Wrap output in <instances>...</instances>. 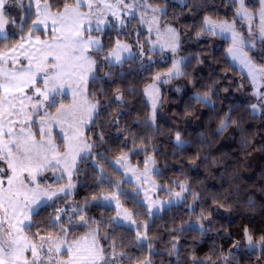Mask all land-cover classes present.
<instances>
[{"label": "trees", "instance_id": "1", "mask_svg": "<svg viewBox=\"0 0 264 264\" xmlns=\"http://www.w3.org/2000/svg\"><path fill=\"white\" fill-rule=\"evenodd\" d=\"M151 1L167 6V16L161 21L180 32L177 54L183 61L182 75L172 82L185 81L190 89L180 97L163 91L169 119L155 117L146 89L156 74L171 69L172 59L159 58L165 53L147 50L153 60L135 58L109 65L92 52L97 61L96 79H90L88 95L97 107L86 136L93 151L77 166L74 193L58 196L40 207L27 232L34 239L36 232L59 234L60 229L52 226L54 217L57 209L70 200L75 205L65 210L72 212L74 207L76 216L70 225L64 224L65 228L70 226L68 234L74 238L95 230L104 257L117 258L109 264H142L148 259L152 264H264V245L262 251L246 248V232L255 242L264 238V107L247 99L253 87L248 76L230 60L229 42L202 31L205 18L238 24L239 18L234 16L237 2L187 0L185 5H178L170 0ZM48 2L53 11H62L65 0ZM31 18L34 13L24 24L30 25ZM134 25L127 24L125 30L116 25L108 27L103 33L105 51L117 39L136 46V34L131 31ZM19 29L7 40L0 38V50L12 48L22 34L26 35ZM139 34L140 39L146 38L147 33ZM260 55H264L261 50L252 54L258 63ZM205 96L211 103L201 102ZM222 123L227 125L224 129ZM177 134L182 144L176 140ZM125 154L140 166L149 155L154 156L158 166L155 176L162 192L170 190L173 194L182 190L180 185L185 186L183 203L151 218L140 199L119 194L136 220L146 223H141L146 229L139 228L147 236L142 242L136 230L115 222L116 210L103 202L104 194L115 193L119 184H127L113 166V161ZM79 213L91 226L79 219ZM59 215L61 220L65 218ZM199 221L202 227L191 225ZM237 244L241 245L238 254L234 252Z\"/></svg>", "mask_w": 264, "mask_h": 264}, {"label": "snow or ice", "instance_id": "2", "mask_svg": "<svg viewBox=\"0 0 264 264\" xmlns=\"http://www.w3.org/2000/svg\"><path fill=\"white\" fill-rule=\"evenodd\" d=\"M166 2V0H162ZM236 0H233L235 3ZM27 3V8L25 10L26 16H33L31 18L30 25H17L21 28V32L26 31V35L22 34L20 37V42L15 44L9 51L16 53L18 49H22L25 40L31 41L33 39V34L35 32L42 31L41 26L47 27V21L51 19L52 21V31H56L57 22L60 25L61 35L55 37L59 40V44H48L47 42H41L39 36L35 37L36 43L42 44L43 47L37 49L40 53V57L37 58L35 53L28 56V70L19 74L16 73H5L10 80L19 81L18 83L11 84L8 82L0 83V89H3L4 99L0 100V105L6 104L7 108H0V135H7L14 145L9 146L7 143L4 144L3 148H0V160H5L8 167L12 171V175L6 176L5 170L0 168V186L4 185L5 180H7L8 191L10 193L7 206H3V211L5 218L0 219V264H36L37 259L40 256V251L45 250V245H47V253L59 254L61 250H65V254L68 256L67 261H55L53 258L48 256L49 264H96L97 260H104L105 264H109V260H114V256L105 258L103 256V249H101L95 242V236L92 235L93 244L85 249L81 250L67 242L68 232L64 227V223L56 224L55 221H60L61 216L59 213L64 212V209H57V214L54 217L53 227H58L60 232L57 236L52 237L49 234L40 235L39 232L34 233L36 239H29L24 235L26 230H30L32 225L29 223L25 225L24 221L31 220V214L33 209L30 205H39L42 198H47L51 200L52 197L58 196L59 193L54 191H41L39 185L34 189H28L25 186L23 180L19 181V187L16 192L11 191L13 181L17 179V172L27 171L31 181H35V172H38L41 167L51 166L56 168L62 162L57 157L59 156V151L51 141H38L35 135L28 132L26 135H13L16 131L12 125L16 124L18 121L14 117H18L21 113H24V119L27 121L31 117V113L24 112L25 101H33V97H39L33 103H31V108L36 110L35 114L37 118H42L45 121H54L55 123H61L62 121L77 122L82 123L83 118L78 115V110L73 107L71 109H66L61 103L59 97L61 96L60 89H62L65 83H68L73 87V91L77 94L83 95L89 75L95 70L96 60L91 56L86 55L89 51L100 54L98 57L101 60H107L109 65H114L124 62H130L137 57L136 53H132L128 44H122L119 41L115 42V47L110 48L107 52L105 51L106 45L101 43L99 38H93L92 32L102 33V29L99 27L101 23H105V18L101 15L97 17V26L95 29L91 28V17L94 12L100 11L101 6L105 9H112L113 5L108 4L106 0H65L62 5V11L57 10L53 14L51 10V5L45 0L44 4H41V0H0V34H4L5 25L9 23V16L11 14V7L15 5L21 9H25V4ZM118 5L122 6L125 17L136 18V13L138 10H150L153 13V20L155 21L158 16H167V12L159 7H153L149 0H117ZM260 8V26L259 32L261 36V42L264 44V0H259ZM239 7L236 8L234 16L240 17L241 19L251 21L253 18V13L245 6V0H238ZM83 9V11L81 10ZM113 17L119 22L120 26L125 25V19H122L115 11L112 12ZM142 19V17H141ZM89 22L88 26L84 25V21ZM66 21H70L67 25ZM13 24L16 21L12 20ZM109 26L114 27L115 24L108 22ZM205 27L202 29L204 33L208 35L217 34L216 30L219 29V34L223 35L225 33L231 34L232 47L228 49V52L232 55L233 60H238L245 68L248 69L249 74L253 77V82L255 83L256 75L259 74L264 77V66L257 68L253 63L251 57L248 56L246 52H242V49L250 41H246L240 33H238L234 27V22L230 23L227 20L223 21H213L211 18L204 19ZM128 26H131V20L128 21ZM83 30V31H82ZM84 33H88L87 36ZM164 35L167 37V47L171 49L173 53L180 47L179 38L180 32L171 27L167 26L165 28ZM199 35V33H198ZM5 40L8 39L7 35L3 36ZM137 47L140 49L139 55H143V48L140 45L139 40L136 41ZM164 47V46H162ZM252 50H255L256 45H251ZM46 49L53 51H46ZM264 53V47L261 49ZM122 52H128L127 57H122ZM25 54L27 55V50L25 49ZM8 53H4L6 57ZM50 57V59L48 58ZM3 58V57H0ZM264 65V55L257 57ZM33 60L35 63V70L33 71ZM180 61H176L172 70L169 71L168 75L170 77L182 75L180 69ZM43 73L40 80L37 77ZM110 75V73H109ZM92 79L95 80V75H92ZM159 79V76H157ZM42 84L43 87H38L37 84ZM31 87L33 89L32 93H26L25 89ZM226 90V89H225ZM19 92L20 96H12L9 94L11 92ZM120 97H117L119 99ZM18 100L20 109L19 112H14V101ZM204 103H211L210 98L207 96L201 101ZM98 103V102H97ZM261 107H264V98L261 100ZM97 104H88V114L89 118L91 113L95 110ZM253 109L256 105H252ZM40 108H45L41 113L38 110ZM47 109H56V115L51 116ZM4 116L8 117L7 121H4ZM5 124L7 125V131L4 132ZM226 123L221 124V129L226 127ZM25 129L21 127L19 129L20 133H24ZM41 133L44 132V126L39 128ZM82 135V129L76 128L73 133V137ZM102 139V137H101ZM176 140L180 141L179 134L176 135ZM86 148L90 149V146L85 144ZM71 150V149H69ZM15 151V155H14ZM48 152L52 153V156H48ZM71 177V172H69V178ZM69 187H72L69 179ZM50 187V186H49ZM181 189L185 188L184 185H180ZM61 192L64 189H60ZM177 197L181 196L180 192L175 193ZM194 195V194H193ZM18 196H23L22 200L16 199ZM95 199V197H93ZM104 200H108L109 197H104ZM11 210V218H8L9 211ZM72 212H76L73 207L70 209ZM119 215V213H118ZM79 219L84 222L85 225L91 226L90 221L84 220L82 213L78 214ZM125 219H130L129 216L125 215ZM69 223H71V218H69ZM7 224L5 228L4 225ZM146 229V226H145ZM95 231V230H94ZM247 242L251 247H255L253 243V238L246 232ZM138 239H146L147 236L140 237L137 235ZM261 245H264V238L260 241ZM151 247V246H149ZM39 249V250H38ZM30 251L31 260L25 256V252ZM173 251H175V245H173Z\"/></svg>", "mask_w": 264, "mask_h": 264}, {"label": "rangeland", "instance_id": "3", "mask_svg": "<svg viewBox=\"0 0 264 264\" xmlns=\"http://www.w3.org/2000/svg\"><path fill=\"white\" fill-rule=\"evenodd\" d=\"M171 3H176L178 5H185L187 0H170ZM45 0H41V4L43 5ZM48 2V0H47ZM108 4L113 5L112 9H105L101 6L100 11L94 12L93 16L91 17V28L95 29L97 26V17L103 16L105 18V23H101L99 27L103 30L100 35H94L98 34L95 31L92 32L93 38H99L101 40V43H105V39L103 38V33L105 30L110 27L108 22H112L115 24V28L117 29H126L125 26L128 24V21L131 20V23L133 22L135 25L131 29V31L135 32L136 37L134 39L135 43L137 40H139L140 45H142L143 48V55H139L140 49L137 47V45H132L131 43L117 39L116 41H119L122 44H128L132 53L137 54V59L140 61H147V60H153L154 56L149 57L147 54V50L155 53H165L163 56H160L159 58H171L172 59V66L173 64L178 60L180 61V69L182 66V58L178 56L177 50L175 53L171 51L169 47H167V37L164 35L165 28L167 26H171L170 23H164L162 20L163 16H158L157 19L153 20V13L150 10L144 11V10H138L136 13V19H132L130 16L125 17L124 16V9H122V6L118 5L117 0H106ZM128 2H131V0H128ZM237 5L238 0H236ZM49 3V2H48ZM149 3L152 4L153 7H159L161 9L166 10L167 12V6H161L158 5L155 1L149 0ZM256 5L254 7L253 5ZM245 6L249 8V10L253 13V18L251 21L244 20L239 18V23L237 24L234 22V27L238 33L246 40L250 41V43L246 44V46L242 49V52H246L249 57L252 58L253 63L257 66V68L264 66L261 63H258L252 56V54L257 55L262 47L261 42V36L259 32V26H260V15H259V8L260 3L259 0H245ZM253 6V7H252ZM237 7V8H238ZM27 8V3L25 4V9H21L15 5H12L11 7V14L9 16V23L5 25L4 34H0V38H3V36L6 34L7 36H10L13 33H17L20 29L17 25H23L27 20H29L30 16L25 15V10ZM52 10V9H51ZM83 11V9H81ZM115 11L117 15H119L122 19H125V25L120 26L119 22L113 17L112 12ZM53 14H55L57 11H53ZM142 17V19H141ZM16 21V24L12 23V20ZM212 19V18H211ZM213 21H220L212 19ZM232 23V22H230ZM66 28L65 31H67V25L70 24V21H66ZM89 22L87 20L84 21V25L88 26ZM53 25L51 19L47 21V27L41 26L42 31L38 34H33V39L31 41L25 40L24 46L22 49H18L16 53H12L8 50H0V83H11L15 84L19 81L16 80H10L5 73H16L18 76L19 74L25 72L28 70V56L32 53L36 54V57H40V53L37 52V49L43 47L42 44L36 43L35 37L39 36L41 42H47L48 44H59L60 41L55 39V37H58L61 35L60 31V25L59 22H57L56 25V31H52ZM205 27V25H204ZM174 28V26H173ZM175 29H177L175 27ZM178 30V29H177ZM83 31V30H82ZM140 32L147 33L146 38L142 37L140 39ZM217 34L214 36H219L223 40H226L229 42V45L227 47V54L232 61L234 65H236L239 69H241L249 78L251 85L253 87L252 90V96H247V99L250 101L255 100L257 103L261 104L262 98H264V77H261L259 74L256 75L255 83L253 82L252 75L249 74V71L247 68H245L238 60H233L232 55L228 52V49L232 47L231 43V34L225 33L223 35L219 34V29L216 30ZM85 36L88 35V33H84ZM115 41V42H116ZM20 40L17 42L19 43ZM16 43V44H17ZM255 44L256 48L255 50H252L251 45ZM164 46V47H162ZM115 47L114 46L112 48ZM25 49L27 50V55L25 54ZM46 51H53L46 49ZM8 53L6 57H4V53ZM86 55L91 56L94 59V56L92 55V51H89L86 53ZM122 57H127L129 55L128 52H122ZM50 59V57H48ZM35 63L36 61L33 60V68L32 70H35ZM124 61L122 60L121 63H118V65L123 64ZM172 70V67L170 70L166 71L165 73L156 74L153 78V81L146 89V97L151 105L152 111L154 116L161 115L164 119H169L168 112H169V104L166 101H162V95L163 91L170 96L171 94L182 96L185 94L189 89L190 86L185 81H177L172 82L173 78H176L178 76L170 77L168 75L169 71ZM95 71V70H94ZM182 72V71H181ZM92 75H94V72L89 75V79L87 81L86 89L83 93V95L77 94L73 91V87L70 86L68 83H65L64 87L60 89V92L62 93L59 97L61 103L65 106L66 109H71L75 107L78 110V115L83 118L82 123L77 122H69V121H62L61 123H55L54 121H45L42 118H37L35 112L36 110H33L31 108V103H33L36 99H39V97H33V101H25L24 105V112L25 113H31L30 119L25 121L24 119V113H21L18 117H14L17 119V123L12 125V127L16 130L13 135H26L28 132H31L35 135L36 140L38 141H51L53 145L56 146V148L59 151V156L57 157L62 162L60 165H58L56 168H52L51 166H44L41 167L38 172H35V181H31V178L29 177V173L27 171L24 172H17V179L13 181V185L11 187L12 192H16L17 188L19 187V181L23 180L25 182V186L28 189H34L39 185V189L41 191H54L59 193L58 196H67L72 195L76 189V182L74 180V174L76 172L77 166L80 161L83 159L89 157L93 151V144L90 140L87 139L86 136V128L88 127L90 121L92 120L96 109L92 111L91 117L89 118L88 114V104H94L93 101L89 98L88 95V89H89V82L92 78ZM43 76V73H40V75L37 77V80L39 81L40 78ZM157 76H159V79H157ZM242 84V83H241ZM38 87H43L42 84L38 83ZM243 89V88H242ZM0 100L4 99V93L3 89H0ZM33 89L31 87H28L25 89L26 93H32ZM21 93L19 92H11L9 94L10 97L12 96H20ZM14 108L12 111L19 112L20 105L19 101L15 100L14 102ZM0 108H7L6 104L0 105ZM257 109V108H256ZM45 108H40L38 111L43 112ZM49 112V115L55 116L56 110L47 109ZM8 117L4 116V121H7ZM44 126V132L41 133L39 131V128L41 126ZM23 127L25 129L24 133H20L19 129ZM79 127L82 129V135L73 137V133L76 131V128ZM7 131V125L5 124L4 132ZM7 143L9 146H12L14 148V145L12 143V140L7 135H0V148H3L4 144ZM180 144H182L181 141H179ZM85 144L90 146L89 148L85 147ZM71 149V150H69ZM3 152H0V155H3ZM14 151V155H15ZM49 157L52 156L51 152L47 153ZM129 154H125L124 156L120 157L117 160L113 161V166L116 168V170H119L121 174L123 175L122 181H126L127 184L125 186L121 184L116 187V192L111 194H104V197H109L108 200H104L103 202L113 207L116 210V217L115 222L127 227H130L137 231L140 237H144L146 235L144 230H139L140 227H145L142 223L133 215V212L128 209V207L124 204V200H122L119 197L120 193H126V196H134L145 205L147 208V211L150 215V218L153 217L156 214H160L164 209L183 203L186 200V194L184 190L178 191L181 193L180 197H177L175 193L171 194L172 192L170 190L161 191L162 187L158 183L156 179V172L158 170V166L156 163V160L153 155H149L146 159V162L143 166H140L130 159ZM99 170L101 171L102 175L104 176V170L100 165H98ZM0 168H3L5 170V175L10 176L12 175L11 169L8 167V164L5 160H0ZM69 172H71V177L69 178ZM69 179L71 182L72 187H69ZM50 186V187H49ZM64 189L63 192L60 191V189ZM10 193L8 191V185L7 180H5L4 185L0 186V205L7 206L8 199H9ZM58 196L52 197L51 200H47V198H42L39 205H30V207L33 209L31 214L32 216L35 212L38 211V209L44 205H46L48 202L56 199ZM18 200H22L23 196L16 197ZM65 207L64 212H61L60 214L65 217L62 218L61 222H63L66 225H70L72 223H69V218L71 220L75 219L76 212H66L65 210L69 205H75L74 202L68 201L64 203ZM63 205V206H64ZM119 213V215H118ZM11 210L9 211L8 218H11ZM125 215L129 216L130 219H125ZM0 216L1 219L5 218V214L3 211V207L0 206ZM206 220V219H205ZM203 220V222H205ZM202 221V220H201ZM196 222L194 224H191L192 226L196 227H202L200 222ZM25 225L31 223V220H25ZM142 223V224H141ZM203 224V223H202ZM4 227H7V224L4 225ZM69 228V229H68ZM67 232L70 230V226L67 228ZM57 231H59L57 227ZM92 235L95 236V242L96 244L101 248L99 237L96 233V231L90 232ZM87 234L84 236L79 237H70V234L67 236V242L75 247L80 248L81 250H85L89 248L93 244L92 235ZM24 235L28 237L29 239H34L29 235L27 230L25 231ZM58 235V234H57ZM57 235H51L52 237H55ZM71 238V239H70ZM141 241V239H140ZM142 241H146V239H142ZM141 241V242H142ZM255 247H251L247 242V249L249 251L251 250H257L262 251L263 247L260 244V242H255ZM47 245H45V250L40 251V256L37 259L36 264H49L48 256H51L53 258V262L55 261H67L68 256L65 254V250H61L59 254L56 253H47L46 255V249ZM241 248V245L237 244L235 248V253L238 254L239 249ZM39 250V249H38ZM25 256L31 260V253L30 251L25 252ZM104 256V254H103ZM111 261H117V258ZM96 264H105L104 260H97ZM142 264H152L151 260L148 259L147 261L143 262Z\"/></svg>", "mask_w": 264, "mask_h": 264}, {"label": "water", "instance_id": "4", "mask_svg": "<svg viewBox=\"0 0 264 264\" xmlns=\"http://www.w3.org/2000/svg\"><path fill=\"white\" fill-rule=\"evenodd\" d=\"M0 219H1V216H0Z\"/></svg>", "mask_w": 264, "mask_h": 264}]
</instances>
